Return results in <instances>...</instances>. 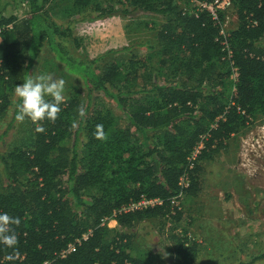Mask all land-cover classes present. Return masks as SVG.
I'll list each match as a JSON object with an SVG mask.
<instances>
[{
    "label": "trees",
    "instance_id": "1",
    "mask_svg": "<svg viewBox=\"0 0 264 264\" xmlns=\"http://www.w3.org/2000/svg\"><path fill=\"white\" fill-rule=\"evenodd\" d=\"M28 2L29 15L18 20L2 14L12 1L0 0V119L10 106L15 118L12 93L31 74L44 46L82 80L87 100L73 97L61 104L54 123L40 122L45 132L37 133L33 124L29 147L0 154L5 178L0 212L21 219L19 251L10 255L13 250L0 245V264H147L129 251L125 230L145 220L176 218L173 198L197 190L199 166L189 168L194 147L203 142L199 162L207 149L216 145V152L251 119L264 117V0H233L237 26L226 36L229 60L220 44L222 13L213 21L204 10H180L176 0H58L67 15L85 13L59 24L48 15L54 0ZM132 11L164 18L157 51L132 55L125 67L115 59L97 72L96 63L116 50L86 60L66 48L86 47V37L73 36V23ZM93 91L115 103L125 125L106 105L92 106ZM81 104L87 108L83 119L76 112ZM98 124L105 141L93 135ZM71 137V147L62 146ZM185 173L189 184L181 188ZM142 198L162 203L118 212ZM111 218L114 228L105 223ZM171 240L173 264H195L196 245L185 236ZM69 245L73 250L60 257Z\"/></svg>",
    "mask_w": 264,
    "mask_h": 264
},
{
    "label": "rangeland",
    "instance_id": "2",
    "mask_svg": "<svg viewBox=\"0 0 264 264\" xmlns=\"http://www.w3.org/2000/svg\"><path fill=\"white\" fill-rule=\"evenodd\" d=\"M11 1L2 13L5 17L22 20L29 15L28 0ZM203 1L176 0V4L180 10L191 13L197 11ZM54 2L57 5L51 4L48 15L59 24H66L68 20L79 19L85 14L82 10L67 15L62 9L64 3ZM163 23V17L140 11L99 19L85 17L73 23L72 28L74 37L87 38L84 42L86 47L75 50L67 43L66 48L72 56L86 60L116 50V53L96 63V71L102 72L104 66L115 59L125 67L132 55L146 56L161 48L157 34ZM221 23L223 31L229 34L237 26L235 12L229 10L224 13ZM139 42L144 46L135 47ZM148 46L153 49L148 50ZM127 47L131 49L123 50ZM44 73L65 80L66 101L77 97L86 102L87 90L82 80L69 74L46 46L31 69L32 75ZM14 97L13 92L11 100ZM100 105H106L122 125L126 124L124 114L115 103L102 93L93 91L92 106ZM13 115L10 106L0 119V154L27 148L33 140V123L29 119L17 122ZM249 122L248 127L232 134L216 152V145H213L199 162L193 161L199 166L194 175L197 190L179 195L176 218L145 220L125 230L131 236L129 251L133 256L142 258L147 264H173L171 236L177 235L185 236L189 243L196 245L195 264H264V117L257 116ZM72 141L71 137L62 146L70 148ZM4 179L0 163V192L5 191ZM105 223L109 228L116 226L111 219L105 220Z\"/></svg>",
    "mask_w": 264,
    "mask_h": 264
},
{
    "label": "clouds",
    "instance_id": "3",
    "mask_svg": "<svg viewBox=\"0 0 264 264\" xmlns=\"http://www.w3.org/2000/svg\"><path fill=\"white\" fill-rule=\"evenodd\" d=\"M65 83L64 79L54 78L50 73L29 74L14 89V96L17 98L15 120L23 123L25 119H29L37 125L35 128L37 133L45 132L46 129L40 122L48 120L54 123L59 118L61 104L67 100L64 94ZM76 112L83 119L87 114V108L81 104L77 107ZM73 126H75V122ZM93 135L101 141L108 138L102 124L95 126ZM20 224V217L11 216L7 212H0V245L12 249L10 255L19 251V238L16 229Z\"/></svg>",
    "mask_w": 264,
    "mask_h": 264
},
{
    "label": "built area",
    "instance_id": "4",
    "mask_svg": "<svg viewBox=\"0 0 264 264\" xmlns=\"http://www.w3.org/2000/svg\"><path fill=\"white\" fill-rule=\"evenodd\" d=\"M232 3H233V0H204L203 2L200 3L199 9L208 12L209 15L211 16V19L213 21H217L219 15L221 13L224 14V13L228 12L229 10H233V4ZM7 27L11 28V25H9ZM220 35L222 37V40L220 41V44L223 46L222 50L225 52L226 59L229 60V59H231L232 54H231L230 47H229L228 43L226 42L227 34L223 31L222 26H221ZM237 77H238L237 69L232 68V74H231L230 78L235 82L237 80ZM202 148H203V142L200 141L194 147V149H193V151L189 157V162H190L189 168H191L193 166V161L196 160V158L200 154V150ZM188 184H189L188 175L185 173L179 178L178 185L181 188H186L188 186ZM161 203L162 202L159 199L142 198L138 202L132 203L128 206L121 208L118 212L129 211V210L139 209V208H145L148 206L160 205ZM171 204L173 207H176L177 206V200L175 198H173V200L171 201ZM113 216H115V212H114ZM111 220H113V219L111 218ZM87 236H88V234L83 235L82 239L85 240L87 238ZM72 250H73V245H69L68 248L66 250L62 251L59 256L64 257L66 254H68ZM42 264H51V261H44Z\"/></svg>",
    "mask_w": 264,
    "mask_h": 264
}]
</instances>
